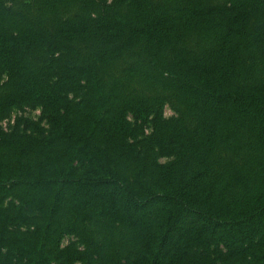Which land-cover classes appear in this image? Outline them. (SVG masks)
Returning a JSON list of instances; mask_svg holds the SVG:
<instances>
[{
  "label": "trees",
  "instance_id": "trees-1",
  "mask_svg": "<svg viewBox=\"0 0 264 264\" xmlns=\"http://www.w3.org/2000/svg\"><path fill=\"white\" fill-rule=\"evenodd\" d=\"M23 105L0 264H264V0H0Z\"/></svg>",
  "mask_w": 264,
  "mask_h": 264
},
{
  "label": "rangeland",
  "instance_id": "rangeland-1",
  "mask_svg": "<svg viewBox=\"0 0 264 264\" xmlns=\"http://www.w3.org/2000/svg\"><path fill=\"white\" fill-rule=\"evenodd\" d=\"M173 113L174 112L170 106L165 107V115L170 116ZM19 116H27L38 120L40 119L43 125L48 126L47 120L45 119L43 114L42 107L41 106L30 107L27 105L13 108V110L5 118L2 119L0 124L4 129L9 130L15 124V120ZM130 120L134 123L133 117L130 116ZM148 127L149 126L146 127L147 130H149ZM168 159H170V157L168 156H162L160 158L161 161H166ZM73 239H75V237L69 235L63 239V244H67L69 241Z\"/></svg>",
  "mask_w": 264,
  "mask_h": 264
}]
</instances>
